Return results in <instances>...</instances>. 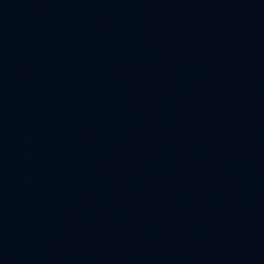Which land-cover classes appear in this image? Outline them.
<instances>
[{
    "label": "water",
    "instance_id": "obj_1",
    "mask_svg": "<svg viewBox=\"0 0 264 264\" xmlns=\"http://www.w3.org/2000/svg\"><path fill=\"white\" fill-rule=\"evenodd\" d=\"M0 264H264V0H0Z\"/></svg>",
    "mask_w": 264,
    "mask_h": 264
}]
</instances>
